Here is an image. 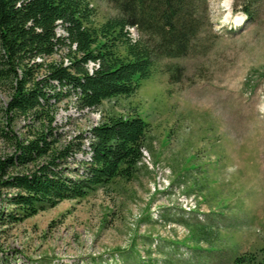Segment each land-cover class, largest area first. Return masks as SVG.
Returning <instances> with one entry per match:
<instances>
[{
    "label": "rangeland",
    "instance_id": "rangeland-1",
    "mask_svg": "<svg viewBox=\"0 0 264 264\" xmlns=\"http://www.w3.org/2000/svg\"><path fill=\"white\" fill-rule=\"evenodd\" d=\"M88 1L96 26L117 15L108 0ZM204 21L189 56L161 62L182 67L180 84L158 73L134 96L96 109L62 99L61 140L82 137L87 153L90 130L110 115L148 122L143 163L130 182L0 222V264H232L250 255L264 264V0H209ZM7 101L0 91V107ZM28 122L8 129L21 135ZM6 124L0 115V133ZM10 152L0 136V158ZM7 195L0 192V213Z\"/></svg>",
    "mask_w": 264,
    "mask_h": 264
},
{
    "label": "trees",
    "instance_id": "trees-1",
    "mask_svg": "<svg viewBox=\"0 0 264 264\" xmlns=\"http://www.w3.org/2000/svg\"><path fill=\"white\" fill-rule=\"evenodd\" d=\"M108 2L117 15L96 26L88 0H0V91L8 97L0 107L7 121L0 136L11 150L0 158V192H8L9 208L0 213L2 224L132 181L144 160L149 123L139 115H110L90 130L87 153L82 137L61 140L55 124L59 104L75 95L80 109H96L134 96L158 73L180 84L182 67L160 69L161 62L189 56L204 17L209 20V0ZM59 27L65 35H58ZM60 52L61 62L48 61ZM19 119L29 121L21 135L8 129ZM79 153L89 160L69 169V159ZM232 264L262 262L250 255Z\"/></svg>",
    "mask_w": 264,
    "mask_h": 264
}]
</instances>
